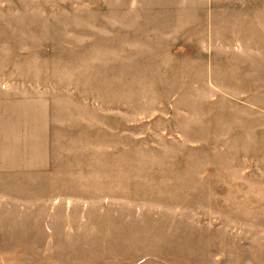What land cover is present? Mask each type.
<instances>
[{"label": "rangeland", "instance_id": "1", "mask_svg": "<svg viewBox=\"0 0 264 264\" xmlns=\"http://www.w3.org/2000/svg\"><path fill=\"white\" fill-rule=\"evenodd\" d=\"M112 2L0 0V264H264V0L212 36Z\"/></svg>", "mask_w": 264, "mask_h": 264}, {"label": "crops", "instance_id": "2", "mask_svg": "<svg viewBox=\"0 0 264 264\" xmlns=\"http://www.w3.org/2000/svg\"><path fill=\"white\" fill-rule=\"evenodd\" d=\"M111 15L118 29H134L141 24L143 30L201 29L212 36L225 29V0H113ZM212 39L211 45L221 47L225 55V38L221 43ZM217 52L208 54L209 62L217 58Z\"/></svg>", "mask_w": 264, "mask_h": 264}]
</instances>
